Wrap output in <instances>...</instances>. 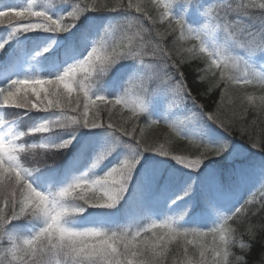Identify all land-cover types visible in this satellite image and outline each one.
I'll list each match as a JSON object with an SVG mask.
<instances>
[{
  "label": "snow or ice",
  "instance_id": "snow-or-ice-1",
  "mask_svg": "<svg viewBox=\"0 0 264 264\" xmlns=\"http://www.w3.org/2000/svg\"><path fill=\"white\" fill-rule=\"evenodd\" d=\"M183 2L0 0V264H247L233 249L251 244L230 222L246 225L251 239L264 232L249 223L255 199L237 200L249 183L264 186V156L252 165L232 137L264 153V135L247 123L249 113L253 126L264 122V94L249 91L264 92V74L252 67L264 65V2L222 3L191 24L190 12L175 15ZM166 107L184 119L170 122ZM7 110H20L17 119L6 120ZM161 124L199 149L196 158L172 154L167 137H145ZM110 157L116 162L98 174ZM171 161L195 171L178 176ZM156 202L169 210L182 202L188 220L120 226ZM205 221L207 229L191 226ZM21 227L30 231L16 234Z\"/></svg>",
  "mask_w": 264,
  "mask_h": 264
},
{
  "label": "trees",
  "instance_id": "trees-1",
  "mask_svg": "<svg viewBox=\"0 0 264 264\" xmlns=\"http://www.w3.org/2000/svg\"><path fill=\"white\" fill-rule=\"evenodd\" d=\"M15 1L18 2L19 5H25L30 2V0H28V2L25 0H15ZM36 2L37 4H39L41 0H36ZM54 2L56 3L57 7L60 8V7H64L67 4L68 0H63V3H61V0H54ZM261 2H264V0H256L257 4ZM222 3H232V4L248 3V0H191V3H188V0H184L183 3L174 5L175 8L174 12L177 17H179L181 14L187 15V13L190 12V14L185 17V19L187 22L191 24L193 21H198L196 18L197 13H199L198 22L204 21L207 19V17L204 14L208 12L209 9H212L214 11L218 10ZM187 8H189V10L186 12L185 9ZM254 11L258 12V10H254ZM97 15L100 14L97 13ZM17 22L22 23L23 21H17ZM0 26L7 27V20H5L3 24H0ZM236 54L241 58V65L238 72L242 74L245 69L244 60L246 59V57H244L242 52H237ZM195 66H196V62H193V67ZM252 67L255 68L256 71L264 74L262 72L264 68L261 69L255 66V64H253ZM184 70L188 77L189 86L195 89L197 87V85L193 83V77L195 74L193 73L192 69L189 68L188 66H185ZM249 91L256 96L264 94V92H261V90L258 87L254 88L250 86ZM213 98L218 100V96H216L215 93L213 94ZM201 102L211 105L212 99H209L207 97H201ZM233 104L238 106L239 100L233 98ZM173 111L174 110L167 109L166 107L163 112L170 122L175 121L177 119H184V116L182 115L181 116L172 115ZM252 119L253 116L251 113H249L248 121H247L249 128L257 136L264 135V122H261L259 119H257V123L255 124V126H253L251 124ZM145 137L153 141H158L159 143H165V138L166 137L169 138L171 140L170 151L172 152V154L186 156L188 159H195L199 151V149H197L194 145L188 143V141L180 140L179 138L172 136L170 134V130L163 124L159 126L147 127L145 129ZM232 138L236 140V143L244 144V147L248 148V152L260 153L264 156V153H261L258 149L251 148L247 140L241 141L240 136L238 134H234ZM158 159H170V158L158 157ZM171 162L176 164L175 161H171ZM204 163L207 164L208 161H205ZM179 166L182 167L181 165ZM203 166L204 165H202L201 167ZM262 194H264V186H261L259 184L255 192L248 198V199L254 198L256 201L253 204L247 205V209H251L254 212V215L250 216L249 218V223L255 225L264 223V208H260L258 205V202ZM230 224L232 227L237 229L238 238L243 239L245 243L251 244L250 251H245L241 253L239 247H236L233 249V252H235L237 255H241V254L244 255L247 264H264V232L258 230L256 238L251 239L247 235L246 225H241L236 222H230ZM172 247H175V244ZM190 251H191V246H190ZM0 255H3L2 249H0ZM169 264H171V260L169 261Z\"/></svg>",
  "mask_w": 264,
  "mask_h": 264
}]
</instances>
